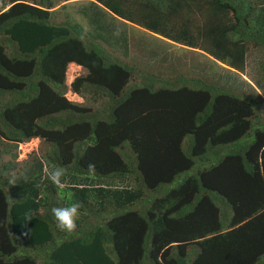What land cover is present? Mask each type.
Returning a JSON list of instances; mask_svg holds the SVG:
<instances>
[{
  "label": "trees",
  "instance_id": "1",
  "mask_svg": "<svg viewBox=\"0 0 264 264\" xmlns=\"http://www.w3.org/2000/svg\"><path fill=\"white\" fill-rule=\"evenodd\" d=\"M76 1L95 34L51 22ZM107 16L223 74L120 59L99 41L127 52ZM253 50L256 82L245 75ZM68 64L83 73L66 86ZM246 81L264 98V0H0V264H264V106ZM33 139L40 156L14 162ZM53 166L74 185H52ZM125 178L132 187L108 185ZM69 196L83 205L73 235L51 212Z\"/></svg>",
  "mask_w": 264,
  "mask_h": 264
},
{
  "label": "rangeland",
  "instance_id": "2",
  "mask_svg": "<svg viewBox=\"0 0 264 264\" xmlns=\"http://www.w3.org/2000/svg\"><path fill=\"white\" fill-rule=\"evenodd\" d=\"M82 7L84 6L83 3H81L80 1L65 4L64 9L61 8L57 10L55 9L56 11H54L53 14H51L50 20L51 22L54 23L68 20L72 24L75 23L78 26H80L83 31L85 32L90 31V33H94L92 30H90L87 27L89 26L87 24V21L85 22L83 20L84 17L80 13V9ZM110 19L111 18L109 16L105 18L106 20L105 23L106 25H108V27L111 30L110 35L116 37V33L113 32L118 31L120 35L127 41L128 44L127 52L124 51L122 44H114L110 46L106 44L103 39L102 40L99 38L98 39L100 42L103 43L102 46L107 51H109L111 54L115 55L116 57H119L120 59H127V61L137 64L138 66H140V68H146L147 71L152 73L164 74V73H169L172 70H175V74L182 73L187 75H193V73L195 72L194 71L195 68L200 69L201 67L206 65V67L209 69L210 72L216 75L223 74L220 68H218L212 60L208 59L206 56L196 51L188 50L185 48H181L179 46L170 45L165 42H161V40H159L158 38H154L155 36L153 37V35L148 34L145 31L142 32L139 29L136 30L135 28L125 26L122 23L115 22L114 20L112 19L110 20ZM140 48L149 51L151 55H155L158 58L157 57L147 58L144 55L145 53ZM163 58H165V60H163ZM259 59H260V52L258 50L250 51L246 55L245 75L246 78L252 80L253 82L257 81V78L253 76L255 75L254 73L255 66L256 63L259 61ZM82 73L83 70L75 66L74 64L67 66L65 72V84L68 86V84L74 77L81 75ZM208 80L218 85L222 84L221 81H216L211 76H208ZM237 80L240 84L243 82L241 81L240 77H237ZM247 83H249L251 87L255 88L254 93L260 95L264 106V98L261 94V90H259L255 85H252L250 82ZM257 84L259 85L258 82ZM242 91L245 92L246 90L242 88ZM65 98L71 102H76V103L82 102V100L79 97H77L76 95L70 92H66ZM39 144H40L39 141L36 139L30 140L27 143L19 144L16 148L15 153L13 152V154H15L14 162H20L22 160H26L32 154L40 156L41 144L40 145ZM10 162L13 163L11 159ZM44 169L45 172L48 171L46 167L45 168L43 167V171ZM92 180L87 181L82 185L91 186L93 188L105 187L104 183H100V182L96 183L93 182ZM62 183H63V188L74 185V183L68 181L67 182L62 181ZM108 185L116 189L130 188L132 187V181L128 178H125L121 180H114L112 184L110 183Z\"/></svg>",
  "mask_w": 264,
  "mask_h": 264
},
{
  "label": "clouds",
  "instance_id": "3",
  "mask_svg": "<svg viewBox=\"0 0 264 264\" xmlns=\"http://www.w3.org/2000/svg\"><path fill=\"white\" fill-rule=\"evenodd\" d=\"M76 66V65H75ZM78 67V66H77ZM72 81V80H71ZM69 85V84H68ZM67 86V85H66ZM65 169L63 167L53 166L50 171L46 172L47 178L50 180L52 185L57 188H63L62 177L65 175ZM88 171L90 173L95 172V164H88ZM3 177L7 180V183L11 186H16L18 180L21 177H18L14 173H3ZM24 180H27V176L22 177ZM70 203H66L65 206L53 207L51 209L52 215L55 218L57 228L68 235L76 234L78 231V220L81 216V209L83 207L81 202L71 200V197H68ZM32 217L28 214H25V221H30Z\"/></svg>",
  "mask_w": 264,
  "mask_h": 264
},
{
  "label": "crops",
  "instance_id": "4",
  "mask_svg": "<svg viewBox=\"0 0 264 264\" xmlns=\"http://www.w3.org/2000/svg\"><path fill=\"white\" fill-rule=\"evenodd\" d=\"M72 65V64H71ZM67 66H69V64L67 65ZM67 69V68H66ZM71 82V81H70Z\"/></svg>",
  "mask_w": 264,
  "mask_h": 264
},
{
  "label": "bare ground",
  "instance_id": "5",
  "mask_svg": "<svg viewBox=\"0 0 264 264\" xmlns=\"http://www.w3.org/2000/svg\"><path fill=\"white\" fill-rule=\"evenodd\" d=\"M69 65H71V64H69Z\"/></svg>",
  "mask_w": 264,
  "mask_h": 264
}]
</instances>
